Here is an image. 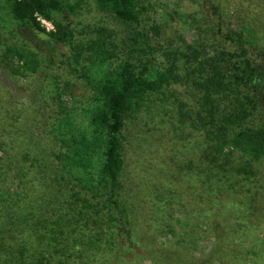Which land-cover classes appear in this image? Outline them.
Returning <instances> with one entry per match:
<instances>
[{"label": "trees", "instance_id": "trees-1", "mask_svg": "<svg viewBox=\"0 0 264 264\" xmlns=\"http://www.w3.org/2000/svg\"><path fill=\"white\" fill-rule=\"evenodd\" d=\"M88 1L112 19L117 31L86 24L75 32L67 15ZM146 11L143 0H0V17H7L20 35L27 31L38 40L41 52L26 44L6 46L0 73H33L68 50L73 70L91 92L86 123L79 127L66 121L53 146L13 153L1 132L0 264H236L240 255L242 263L253 264L256 256H264V52L241 45L198 62L194 58L191 65L197 67L191 69L199 74L195 87L200 94L191 125L201 130L204 159L189 163L184 179L198 191L190 194L184 184L176 186L174 197L162 188H144L149 205L137 210L129 202L128 182L152 186L141 169L124 175L126 121L149 105H159L165 116L184 105L182 94L173 91L181 85L176 70L182 51L171 59L167 51L153 49L157 27L144 29ZM244 30L250 40L251 27ZM223 38L234 41L228 34ZM155 55L164 64H156ZM234 155L242 157L237 161ZM153 194L157 212L149 207ZM167 201L188 220L166 216ZM194 206L205 223L194 221L213 230L214 246L194 256L195 238L188 244L176 238L181 249L175 238H154L158 216L171 220L161 228L172 229L174 222L193 234L199 225L191 220ZM142 229L152 237L143 238Z\"/></svg>", "mask_w": 264, "mask_h": 264}, {"label": "rangeland", "instance_id": "rangeland-1", "mask_svg": "<svg viewBox=\"0 0 264 264\" xmlns=\"http://www.w3.org/2000/svg\"><path fill=\"white\" fill-rule=\"evenodd\" d=\"M143 1L147 10L142 20L144 29L149 32L150 25L157 27L156 37L152 43L153 49L158 53L167 51L171 59L175 54L179 55L175 52L182 51L181 63L177 65L176 70L182 77L181 85L175 86L176 90L173 91L182 94L181 101L184 105L181 109H176L175 106L171 116L163 115L159 105H149L126 121L122 132L123 155L126 158L124 175L141 169L148 181L145 178L143 180L152 186L128 182L126 188H128L129 202L132 200L133 209L137 210L142 209L144 203L147 206L146 188H152L154 192L156 188L157 190L162 188V192L174 197L176 186L183 187L186 184L185 187L190 190V194H193V189H197L190 181L184 179L185 173L190 174V170L187 169L189 163L204 159L201 152L203 140L201 130L194 129L191 125L194 120L192 118H196L195 110L198 107L200 94L195 87L199 74L192 70L197 66L196 63L191 65L194 58H197L196 62H198L202 57L213 56L216 52L220 54L238 50L241 45L247 46L255 54L264 52V0ZM212 6H215L216 11ZM56 17L59 15L56 14ZM67 17L71 20L75 32H80L86 24L106 25L117 31L112 19L108 15L99 14L93 2L82 4L75 13H68ZM6 18L0 17V53H3L6 46L13 44H26L29 48L39 51L38 40L36 42L35 39L32 40V36L27 34V31H23V35H20ZM39 20H44L47 25L41 23L48 29L52 27L49 21L43 18ZM244 25L251 27L250 40L246 38ZM225 34L232 36L234 41L224 42ZM119 40L118 35L117 43ZM196 51L198 57L193 55ZM55 55L51 65L41 63L33 73L27 72L22 76L8 74V71H5L6 74L0 73V134L2 132L3 136L6 135L5 140L10 142L13 153L18 152V148L33 149V145L35 150L38 147L53 146L56 143L55 139L60 135L58 132L66 130V121L79 127L86 123L85 110L90 89L83 77H79L73 70L68 50H62ZM154 60L156 64L157 62L164 64L156 59V55ZM44 66L48 67L44 68ZM5 75L9 83L5 82ZM66 82H69V85H66ZM58 95L61 96V101ZM181 111H186L187 115L180 114ZM59 119L61 121H58ZM233 157L238 161L242 155ZM199 195L200 193L197 192V196ZM150 196L149 207L152 212H157V198L154 194ZM174 206L171 201L166 202V211H164L166 216L171 214L170 219L173 221L188 220L184 218V214L179 213L177 210L179 208ZM191 208H194L192 210L194 218L191 220L204 222L199 210L195 206ZM156 218L158 221L155 220L153 225L155 229L152 231L154 238L158 240L167 238L169 242L175 238L172 240L174 244L176 238H186L184 241L187 244L195 238L194 256H199L201 251L206 252L216 244V240L210 237L213 230L203 227L198 221H194L199 225L193 234H190L188 228H179L174 222L172 229L161 228L171 220L165 216ZM140 232L143 238L152 237L149 230L142 229ZM175 245L181 249L180 244ZM239 247L243 248L242 245ZM260 253L261 249L258 248L256 254ZM250 254L255 256V253L250 252ZM260 257L256 256L253 264H264V256L261 259ZM213 258L218 259L215 254ZM235 260L236 264H248L249 259L242 263L240 255L235 257Z\"/></svg>", "mask_w": 264, "mask_h": 264}, {"label": "built area", "instance_id": "built-area-1", "mask_svg": "<svg viewBox=\"0 0 264 264\" xmlns=\"http://www.w3.org/2000/svg\"><path fill=\"white\" fill-rule=\"evenodd\" d=\"M41 22H43L44 24H46V22H45L44 20H41ZM43 23H42V24H43ZM46 25H47V24H46ZM51 26H52V25H51ZM46 28H47V27H46ZM51 28H52V27H51ZM51 28H50V29H51ZM47 29H48V28H47Z\"/></svg>", "mask_w": 264, "mask_h": 264}]
</instances>
